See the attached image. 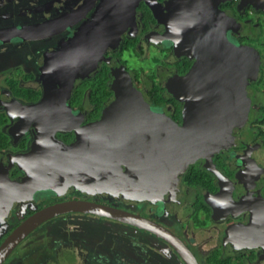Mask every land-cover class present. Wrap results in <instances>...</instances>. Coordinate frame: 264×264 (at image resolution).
<instances>
[{"label": "flooded vegetation", "instance_id": "1", "mask_svg": "<svg viewBox=\"0 0 264 264\" xmlns=\"http://www.w3.org/2000/svg\"><path fill=\"white\" fill-rule=\"evenodd\" d=\"M106 24L105 29L122 30L119 41L115 47L102 48L93 71L63 86L69 88L63 105L70 119L66 125L77 118L78 126L101 118L116 98L111 86L115 74L107 59L117 58L150 110L174 122L182 133L194 135L205 149L206 156L196 149L188 151L195 158L180 173L172 201L137 200L79 187L57 192L30 184L39 175L38 170L31 171L39 147L36 150L32 132L36 112H29L30 106L42 101L52 64L61 57L72 60V45L96 44L95 37L99 39L98 31ZM80 31L88 40H75ZM217 32L249 55L236 57L240 62L233 65L235 70L224 62L229 95L226 111L214 127L205 121L200 128L186 127L187 121H198L188 104V93H195L197 86L186 88V78L214 50ZM255 63L257 70L250 76ZM232 107L239 108L235 117L228 114ZM53 136L69 144L75 132L59 129ZM223 142L224 147L219 145ZM3 165L9 184L0 187V243L35 211L77 200L147 219L177 237L195 264H264V10L242 0H220L217 5L215 0H0L1 171ZM56 261L187 264L167 238L151 229L119 216L82 211L42 221L1 264Z\"/></svg>", "mask_w": 264, "mask_h": 264}, {"label": "water", "instance_id": "2", "mask_svg": "<svg viewBox=\"0 0 264 264\" xmlns=\"http://www.w3.org/2000/svg\"><path fill=\"white\" fill-rule=\"evenodd\" d=\"M242 1L264 10V0ZM218 2L220 0H215V5ZM106 26L107 24L102 31H98L101 34H99V39L95 37L96 44L90 45L89 42H85L81 43L82 47L72 45L69 47L73 50L72 60L65 61L66 59L61 57L60 62L52 64L46 73V89L42 101L30 106L29 112L32 110L36 112L32 117L37 119L32 132L36 150L37 144L39 147L31 161L33 168L31 171L36 169L39 175L33 176L30 184L59 192L63 188L79 187L88 183L92 186V190L112 192L125 198L146 199L153 202L172 201L176 197L180 173L195 158L188 151L196 149L198 154H205V149L200 142L192 138L194 135L182 133L174 122L150 110L148 102L133 86L128 72L117 58L107 59L115 74L111 86L116 98L106 107L101 118L84 126H78L81 119L77 118L76 121H71L72 125H66L69 124L70 119L63 105L69 95V88L64 89L63 86L72 84L76 78L93 71L102 58L99 55L102 48L106 50L115 47L119 41L122 30L114 27L105 29ZM79 35L80 39L76 37L75 40H88L87 35L85 38L82 37L81 31ZM216 39L214 50H211V53L208 52L203 58L207 63L200 60L187 75L186 88L191 89L197 86L195 93H188V104L198 121L193 123L187 121L186 127L195 128L196 125H200L198 126L200 128L203 126H201L203 121L210 127H214L213 123L226 111L224 106L229 95L226 92L225 63L233 68V65L239 61L236 57L249 55L246 49L236 46L219 32H217ZM222 40L226 44L221 42ZM85 51H88L87 57L84 55ZM208 64L211 66L210 70ZM256 70L255 63L248 74L252 76ZM205 74L208 78L204 77ZM246 77L247 74L243 79ZM203 81H209L208 85L203 84ZM62 91L64 94L61 100L57 101L56 98ZM238 110L239 108L232 107L228 114L235 117ZM222 119L225 120V117ZM22 120L21 117L20 122ZM59 129H73L74 140L69 144H64L54 138L55 131ZM232 137L233 135L230 138ZM223 144L225 146L226 143L219 145ZM2 168L4 170L1 171L0 168V187L3 184H9L6 165ZM12 184H17V182ZM85 189L89 188L85 187ZM1 193H3L2 188H0V195ZM6 206L1 205L3 209H7ZM67 211L119 216L121 220L146 227L164 236L175 246L187 264L196 263L192 253L177 237L152 226L153 224L147 219L105 205L76 200L50 204L23 220L0 243V264L35 226L52 216ZM2 213L3 210H1V215Z\"/></svg>", "mask_w": 264, "mask_h": 264}, {"label": "rangeland", "instance_id": "3", "mask_svg": "<svg viewBox=\"0 0 264 264\" xmlns=\"http://www.w3.org/2000/svg\"><path fill=\"white\" fill-rule=\"evenodd\" d=\"M146 63H148V62H145V65L147 66V64ZM149 64V63H148ZM150 65V64H149ZM228 146V145H227ZM222 147H224V144L222 145ZM81 189H84L85 187H88V188H90V189H92V186L90 185V184H88V183H86V184H82V185H80L79 186ZM91 191V190H90ZM95 191H98V192H100L99 190H95ZM108 195H111V196H114L115 194L114 193H112V192H108L107 193ZM123 199H125V198H123ZM15 252H17V250H15L14 252H13V256H16V254L17 253H15ZM12 255V254H11ZM7 262V261H6ZM5 262V263H6ZM9 262V261H8ZM4 263V264H5ZM10 263V262H9ZM52 264H58V262L56 261V262H54V263H52Z\"/></svg>", "mask_w": 264, "mask_h": 264}]
</instances>
